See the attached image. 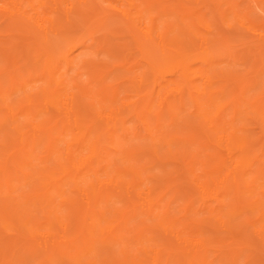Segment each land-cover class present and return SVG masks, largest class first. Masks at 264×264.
I'll list each match as a JSON object with an SVG mask.
<instances>
[{
    "label": "bare ground",
    "instance_id": "6f19581e",
    "mask_svg": "<svg viewBox=\"0 0 264 264\" xmlns=\"http://www.w3.org/2000/svg\"><path fill=\"white\" fill-rule=\"evenodd\" d=\"M0 264H264V0H0Z\"/></svg>",
    "mask_w": 264,
    "mask_h": 264
}]
</instances>
